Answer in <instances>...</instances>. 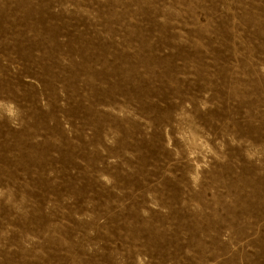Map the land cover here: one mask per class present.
<instances>
[{"label":"rangeland","instance_id":"obj_1","mask_svg":"<svg viewBox=\"0 0 264 264\" xmlns=\"http://www.w3.org/2000/svg\"><path fill=\"white\" fill-rule=\"evenodd\" d=\"M0 264H264V0H0Z\"/></svg>","mask_w":264,"mask_h":264}]
</instances>
